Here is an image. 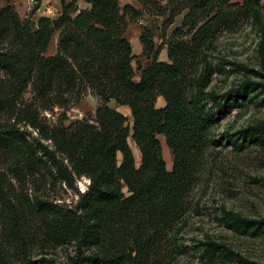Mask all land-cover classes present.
<instances>
[{
  "label": "rangeland",
  "instance_id": "1",
  "mask_svg": "<svg viewBox=\"0 0 264 264\" xmlns=\"http://www.w3.org/2000/svg\"><path fill=\"white\" fill-rule=\"evenodd\" d=\"M52 1L56 0H48L47 6L53 9L39 0L33 5L26 1V7L21 0H0V6L12 3L21 18L36 24L41 15L55 18L61 13V4L55 9ZM155 1L146 8L139 0H118L125 36L137 51L140 32L156 45L174 28L181 29L178 38L193 45L184 84L188 106L200 108L215 120L207 124L194 149L180 214L146 264H264V126H259L264 120V0ZM125 3L140 14H123ZM90 5L89 0H75L69 13L74 16ZM162 8L167 9L165 14H160ZM179 8V13L172 12ZM207 19L206 37L200 33L191 40L189 25L198 27ZM57 37L56 33L51 38L45 54L56 52ZM139 51L131 61L133 79L148 63L143 45ZM158 56L168 60L166 46ZM239 84L245 85L241 97L227 101L221 97L222 91ZM68 97L65 104L52 102L45 107L28 88L19 105L25 104L48 130H73L77 123L97 127L95 108L103 101L94 90L87 88L78 100ZM163 104L157 93L154 105ZM123 113L130 127L127 141L139 165L140 151L130 136V109ZM16 127L38 158L23 147L13 155L0 150V255L10 264H97L93 256L97 245L80 244L78 237L50 235L46 225L75 206L90 178L74 170L66 154L38 127L23 119ZM162 135L158 138L170 170L173 154ZM40 143L55 152L56 161L44 154ZM121 158L117 152L118 161ZM128 252L133 255L135 250L131 247ZM123 264L137 262L128 259Z\"/></svg>",
  "mask_w": 264,
  "mask_h": 264
},
{
  "label": "trees",
  "instance_id": "2",
  "mask_svg": "<svg viewBox=\"0 0 264 264\" xmlns=\"http://www.w3.org/2000/svg\"><path fill=\"white\" fill-rule=\"evenodd\" d=\"M73 1L60 0L61 13L55 18L41 15L36 24L21 18L12 3L0 6V150L13 155L23 147L38 158L16 123L23 119L38 127L66 154L74 170L90 178L75 206L67 208L63 215H55L51 222L46 221L50 235L78 237L80 244L94 243L98 246L93 254L97 264H123L128 259L146 264L180 214L190 183L194 149L202 131L215 117L188 106L184 84L193 45L178 38L176 33L181 29L174 28L156 45L140 32L150 64L133 79L131 61L136 55L124 34L118 0H89V8L72 16L69 9ZM139 1L146 8L156 2ZM198 1L202 4L204 0ZM181 9L172 12L179 13ZM122 12L140 14L131 3H125ZM159 12L165 14L167 9ZM210 19L198 27L189 25L191 40L200 33L206 37ZM56 33V52L45 54ZM163 46L168 60L158 58ZM28 88L45 107L52 102L67 103L68 94L78 100L87 88L93 89L103 101L95 108L97 127L77 123L73 130L43 128L34 112L25 104L19 105ZM244 88L239 84L220 95L225 101L239 98ZM157 93L162 95L163 105H154ZM110 101L130 109V136L140 151L139 165L127 141V116ZM259 126H264V120ZM158 134L164 135L172 150L170 170ZM40 147L56 161L54 151L42 143ZM117 152L122 155L120 161ZM131 247L133 255L128 252ZM0 264L10 263L0 255Z\"/></svg>",
  "mask_w": 264,
  "mask_h": 264
},
{
  "label": "crops",
  "instance_id": "3",
  "mask_svg": "<svg viewBox=\"0 0 264 264\" xmlns=\"http://www.w3.org/2000/svg\"><path fill=\"white\" fill-rule=\"evenodd\" d=\"M22 1V3L23 4H25V2L23 1V0H21ZM48 1V0H47ZM52 3V5H53V7L55 8V9H58L59 8V5H60V0H56V1H52L51 2ZM26 7V6H25ZM49 9H53V8H51V7H49ZM129 41H130V44H131V40H130V38L128 39ZM138 42V44H139V48L141 49L142 48V43L140 42V40H138L137 41ZM131 48H132V46H131ZM140 49H138L137 51H134L133 49H132V53H134L135 55H138V54H140ZM158 58L160 59V60H165V59H163V58H161V57H159L158 56ZM147 59V64L146 65H144L143 67H146V66H148L149 64H150V59L149 58H146ZM109 104L111 105V106H113V107H115V108H117L118 110H120V111H122V112H124V110H128L129 109V107H128V105H126V104H118V103H116L115 101H110L109 102ZM161 137H163V136H161ZM161 139V138H160ZM162 141V140H161ZM132 152H133V154H134V157H136V154H135V151H134V149H132Z\"/></svg>",
  "mask_w": 264,
  "mask_h": 264
},
{
  "label": "built area",
  "instance_id": "4",
  "mask_svg": "<svg viewBox=\"0 0 264 264\" xmlns=\"http://www.w3.org/2000/svg\"><path fill=\"white\" fill-rule=\"evenodd\" d=\"M25 2V6H26V1H27V5L30 4V5H33L37 0H23ZM41 1L42 3H44V6L47 7V5L49 4L47 2V0H39ZM43 4L40 5V7H42Z\"/></svg>",
  "mask_w": 264,
  "mask_h": 264
},
{
  "label": "bare ground",
  "instance_id": "5",
  "mask_svg": "<svg viewBox=\"0 0 264 264\" xmlns=\"http://www.w3.org/2000/svg\"><path fill=\"white\" fill-rule=\"evenodd\" d=\"M47 8H48V6H47ZM49 9V8H48Z\"/></svg>",
  "mask_w": 264,
  "mask_h": 264
}]
</instances>
